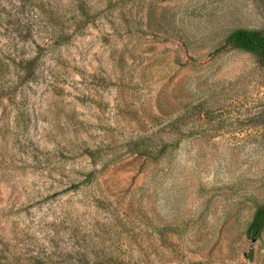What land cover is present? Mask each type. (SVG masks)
Wrapping results in <instances>:
<instances>
[{
    "label": "rangeland",
    "instance_id": "1",
    "mask_svg": "<svg viewBox=\"0 0 264 264\" xmlns=\"http://www.w3.org/2000/svg\"><path fill=\"white\" fill-rule=\"evenodd\" d=\"M264 0H0V264H264Z\"/></svg>",
    "mask_w": 264,
    "mask_h": 264
},
{
    "label": "trees",
    "instance_id": "2",
    "mask_svg": "<svg viewBox=\"0 0 264 264\" xmlns=\"http://www.w3.org/2000/svg\"><path fill=\"white\" fill-rule=\"evenodd\" d=\"M224 48H232L249 52L258 58L264 68V32L238 29L233 31L225 40ZM264 231V205L260 206L248 228V236L255 242Z\"/></svg>",
    "mask_w": 264,
    "mask_h": 264
}]
</instances>
